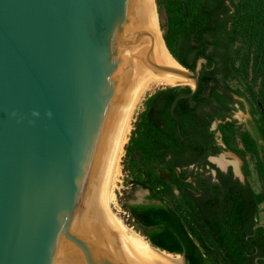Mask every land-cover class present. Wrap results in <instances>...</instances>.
<instances>
[{"label":"water","instance_id":"obj_1","mask_svg":"<svg viewBox=\"0 0 264 264\" xmlns=\"http://www.w3.org/2000/svg\"><path fill=\"white\" fill-rule=\"evenodd\" d=\"M146 1L0 0V264H146L95 231L108 152L146 69L195 85L176 118L206 63L138 54Z\"/></svg>","mask_w":264,"mask_h":264},{"label":"trees","instance_id":"obj_2","mask_svg":"<svg viewBox=\"0 0 264 264\" xmlns=\"http://www.w3.org/2000/svg\"><path fill=\"white\" fill-rule=\"evenodd\" d=\"M155 4L173 58L190 71L200 59L206 63L199 91L178 101L176 118L173 103L179 95L191 93V87H166L145 100L125 148L123 170L130 169L134 186L149 191L151 203L124 207L155 247L185 253L187 264H257V259L264 264V227L255 228L264 202V145L260 150L251 134L238 133L234 123L220 127L229 149L244 158L256 155L259 194L231 177L211 183L200 172L214 144L209 127L220 117L218 105L231 93L252 103L264 142V0H155ZM239 136L245 149L237 148ZM190 165L197 169L188 171ZM246 173L250 175L248 167Z\"/></svg>","mask_w":264,"mask_h":264},{"label":"bare ground","instance_id":"obj_3","mask_svg":"<svg viewBox=\"0 0 264 264\" xmlns=\"http://www.w3.org/2000/svg\"><path fill=\"white\" fill-rule=\"evenodd\" d=\"M150 28H154L157 35L154 52L149 50L152 35ZM149 53L151 59H160L172 68H181L170 54L163 40L155 0L146 1L138 51V54L144 58H147ZM138 84L143 92L127 105L108 152L95 231L105 239L110 247H120L146 264H182L181 256H174L152 247L141 235L132 232L122 223H118L111 214V205L117 199L121 188L122 160L125 155V148L130 139L135 118L146 96L164 87L183 84L195 86L172 73H157L149 69L141 74ZM218 163L222 167L226 165L223 159H219ZM236 168H238L237 163Z\"/></svg>","mask_w":264,"mask_h":264},{"label":"flooded vegetation","instance_id":"obj_4","mask_svg":"<svg viewBox=\"0 0 264 264\" xmlns=\"http://www.w3.org/2000/svg\"><path fill=\"white\" fill-rule=\"evenodd\" d=\"M219 106V115L220 117L212 121L210 127H209V132L212 133L213 138H214V144L212 145L211 149H209V153H207L206 158H205V163L202 165L200 168V172L203 174V178L207 179L211 183H217L220 182V180L223 177H231L232 180L236 181L239 186H243L247 188L248 186L251 187L254 193L259 194L262 190V185L261 182L257 176V173L255 171V165L257 162V157L256 155L248 154L245 158L242 156L241 153L234 151L232 149L228 148V145L225 141V136L223 132L220 130V127L222 125H225L227 123H234L235 125V130L238 131V133L241 132H249L251 136L255 139L256 143L258 144L260 150H262V147L264 145L263 140L259 137V131H258V117L256 113L253 111L252 103L249 101L248 98H242L239 95L230 94V98H224V101L218 105ZM246 107L249 108L248 114L249 117L246 120L245 123H240L239 120L235 117V112L237 110L239 111H246ZM214 115H216L214 113ZM215 124V125H214ZM237 148L238 149H245L244 144L241 141V136L237 138ZM221 149L222 151L220 153H215L214 151L217 149ZM223 152H230L234 154V158L238 162V169L239 171H236L235 167L227 163L224 167L220 166L218 163H215L213 161L214 158L220 156ZM260 156H263V153L260 154ZM227 160V159H226ZM225 160V161H226ZM251 160L253 164V170L251 171L250 166H249V161ZM228 162V160L226 161ZM246 167L249 168L250 170V175L248 176L246 173ZM188 171H192L197 169L196 165H190L186 168ZM183 169L177 168V172H182ZM254 174L256 176L257 182L259 184V191H256L254 186L251 183V175ZM186 181H192V178L187 176ZM179 194V192H178ZM145 198V202L143 203H137V204H150L151 202L147 200V196ZM261 206H264V202H262L259 206V213L257 217L255 218V221L257 222L258 227L259 224H263V226L259 227H264V223H261L258 221V216L260 214V209ZM131 215V214H130ZM135 220V219H134ZM136 222V220H135Z\"/></svg>","mask_w":264,"mask_h":264},{"label":"rangeland","instance_id":"obj_5","mask_svg":"<svg viewBox=\"0 0 264 264\" xmlns=\"http://www.w3.org/2000/svg\"><path fill=\"white\" fill-rule=\"evenodd\" d=\"M159 24H160V20H159ZM160 29H161V26H160ZM161 32H162V30H161ZM232 85H233L234 88H239V85L236 84V82H234ZM177 86H189V87L192 88V86H190L188 84L177 85ZM164 88H166V87H164ZM160 89H163V88H160ZM157 90H159V89H157ZM157 90H155V91H157ZM155 91H153L150 94H148L146 96V99H147V97L149 95L153 94ZM145 100H144L141 108L139 109V112H138L137 116L141 112L144 111V109H145ZM248 110H249V108L246 107V111L245 112L239 111V110H237L235 112V117L239 120L240 123H245L246 120L248 119V117H249ZM137 116L135 118V122L137 120ZM133 129H134V126H133ZM234 157H235L234 154H232L230 152H223L220 156L214 158L213 161L215 163H218L219 159H223L224 161L227 159L228 162H226L227 160L225 161L226 165H227V163L232 164L235 167L236 171H237L238 168H236V163L238 164V162H237V160ZM124 158H125V155L123 157V160H124ZM123 160H122V178H121V185H120L121 188H120V190L118 192L117 199L111 205V214L113 215L114 219L118 223H122L128 229H130L132 232L138 233L143 238H145L146 241H148V238H146V236L143 234V232L139 230L138 226L136 225L135 220L132 218V216L125 209L124 206L128 205V204H137V203L145 202L146 195L148 194L149 191L148 190H143V189H141L139 187H136V186H134L132 184V182H133L132 173H131L130 169H127L126 171L123 170ZM127 161H126V164H127ZM129 166L131 167V164ZM249 166H250V169L252 171L253 170V164H252L251 160L249 161ZM250 180H251V183L254 186L255 190L259 191L260 187H259V184L257 182L256 176L254 174L251 175V179ZM175 193L178 194V191H175L174 194ZM173 199L174 198L172 196H170V195H167V197H166V200L169 203H173ZM258 221L261 222V223H264V206H261L260 214L258 216Z\"/></svg>","mask_w":264,"mask_h":264}]
</instances>
